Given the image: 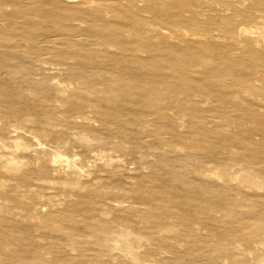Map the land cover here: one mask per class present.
I'll return each mask as SVG.
<instances>
[{"label":"bare ground","instance_id":"bare-ground-1","mask_svg":"<svg viewBox=\"0 0 264 264\" xmlns=\"http://www.w3.org/2000/svg\"><path fill=\"white\" fill-rule=\"evenodd\" d=\"M110 3L113 5L109 6ZM110 8L113 10H109ZM19 28L25 31L40 29L36 34L35 50L29 51L28 56L25 55L32 58L29 60L30 67L27 64L29 61L8 62L20 59L11 52L15 50V46L10 42L13 36H9ZM0 29L5 31L3 35L0 33V53L3 52L0 55V149L5 148V153H8H0V264H29L19 256L14 259L16 253L22 252L33 253L41 259L44 250L41 242L49 240L42 234L40 237L33 235L28 229L20 234L11 230L6 232L1 224L13 222V207L25 211L29 204L27 198L38 205L47 196L33 188L36 186L34 182H50L52 175L62 172L69 178L67 183L70 186L74 184L72 190H76L75 185H81L79 177L83 175V171L79 165L76 166L73 157L58 150V143L63 142L66 136L64 131L55 126L62 116L67 119L84 118L82 116L85 115L77 112L73 115L67 110L60 111L62 106H71L73 109L78 106L77 88H83L84 80L79 81L75 74L74 79L68 80L67 84H64L62 77L54 79L59 74L64 75V72L70 71L71 65L73 66L70 64L66 69L64 66L68 63L50 59L53 54L61 56L55 52V48L64 45L82 46L78 41L82 37L90 42L88 45L83 44L86 48L83 46L82 51H87L86 54L93 58L96 57L94 50L97 49L99 40L119 41L121 50H124L125 42L132 55L137 56L138 52L146 55L138 57L142 64L137 69L146 66V61H150L146 66L148 68L167 67L162 62L164 57L179 53L182 59L172 73L182 75L179 80H173L183 83L179 88L181 92L172 94L169 88L162 91L167 92L177 106L190 104V100L194 104L189 112L184 109L176 111L167 108L165 103L154 101L156 90L151 91L144 97V101L155 110L158 108L159 116L175 118L178 122L183 116L203 121L214 117L222 121L220 129H231L230 136L240 144H254L255 137L264 129V0H0ZM45 48L53 51L48 53ZM52 64H56L54 67L60 66L52 71L55 69ZM210 72L220 78L217 85L207 84ZM97 84L93 82L89 86L100 91L95 86ZM192 86L195 90L189 92ZM106 88L110 91L113 89L109 85ZM116 88L113 90L123 94L129 92L122 84L116 85ZM144 89L138 86L136 91L144 92ZM8 97L17 99L18 107L2 109L8 106ZM160 109L163 111L160 112ZM243 116H249L251 120L235 122V118ZM228 120H232L233 124H228ZM181 125L177 126V131L181 129ZM38 135L48 138L51 136L58 146L52 147L53 151L31 147L28 140L35 142L36 147L43 146ZM218 138L222 141L210 151L211 161L219 163L212 173L221 180L225 191L234 192V195H219V200L227 207L246 209L249 216L263 215L264 160L261 158H264V153L257 150L256 158L259 160H246L243 156L236 155V147L231 143L227 144L225 137ZM257 142L264 144V139ZM113 147L121 149L119 145L113 144ZM121 150L126 151L124 147ZM24 157L30 159L23 161ZM99 161L101 162L100 159ZM8 179L11 183L7 185ZM245 187L253 192L242 194ZM114 189L113 191L117 190ZM85 197L91 199L88 194ZM86 210H89L88 207L79 210L65 208L56 212L33 210L31 213L27 210L29 216L26 215L36 220V224L31 227L33 230L43 228L56 232L64 228L76 233L78 229L65 227L62 223L81 221V230L89 233L90 239H96V244L103 245L111 240L110 246L114 250L143 264L145 258L135 251L132 241V237L141 239L136 232L112 220L114 212L111 214L109 209L98 210L92 207V215ZM241 213L231 210L227 215L233 217L232 221L240 223L236 214ZM210 215L209 236L214 238V218H210ZM262 221L264 224V219ZM199 224L195 225L197 230L204 228ZM162 228L163 231H175V228L169 226ZM241 228L244 231L243 226ZM243 231L239 232L240 235L235 234L239 237L238 240L233 237L225 246L223 257L215 255L207 264H264V226L259 233L247 232V237ZM94 232H97L96 237ZM111 232L115 234L112 235ZM18 239L23 240L24 245ZM171 239L178 244L184 242V238L179 239L176 235ZM39 260L35 264H41ZM151 260H155L154 257ZM190 262L192 261L188 260L185 263Z\"/></svg>","mask_w":264,"mask_h":264},{"label":"rangeland","instance_id":"rangeland-1","mask_svg":"<svg viewBox=\"0 0 264 264\" xmlns=\"http://www.w3.org/2000/svg\"><path fill=\"white\" fill-rule=\"evenodd\" d=\"M111 5L113 3H110L109 6ZM38 30L40 29L25 31L19 28L9 34V36H13L10 42L15 46V50L11 52L15 57L20 58L15 61L10 60L9 63L32 59L25 55L28 56L31 51L35 50ZM4 32L0 29L2 35ZM78 41L82 46L64 45L55 48V52L60 53L61 56L53 54L50 59L68 63L64 66L66 69L70 64H73L70 71L67 72L68 74L66 72L64 75L58 73L59 76L54 79L62 77L64 84H67L68 80L74 79L75 74L79 81L84 80L83 88H77L78 106L74 109L71 106L68 108L62 106L60 111L67 110L73 115L77 112L85 116H82L84 118L75 117V120L72 117L67 119L62 116L61 120L56 121L55 127L58 126V130L64 131L66 136L63 142L58 143L59 146L51 136L48 138L44 135H38L43 146L36 147L35 142L30 140L28 143L31 147L46 151L51 149L53 151L54 146H58L60 152L73 157L74 161L76 160V166L79 165L83 171V175L79 177L81 185H75L76 190H74L75 188L72 190L74 184L70 186L67 183L69 178L62 172L52 175L50 182H34L36 186L33 188L42 191L47 196L38 205L27 198L26 200L30 204H28V208L24 211L13 207L12 210H15L14 212L11 210L14 213L11 214L13 222L8 221L1 224L5 227L6 232L11 230L20 234L25 233L28 229L33 235L40 237L42 234L49 240L41 242L44 247L41 259L30 252L16 253L14 259L19 256L29 264H35V261L39 259L41 264H142L138 263V260L135 262L125 257L119 253V250H114L110 246L112 245L111 240L104 242L103 245L96 244L98 243L96 239H90L89 233L81 230V221L62 223L65 227L78 229L76 233H71L70 230L64 228H60L56 232L47 229L45 231L43 228L33 230L31 227L36 224V220L28 217L29 212L33 213V210L56 212L65 208L79 210L88 207L89 210L86 211L91 214L92 207L98 210L109 209L111 214L114 212L112 220L120 222L122 226L136 232V235L141 238L137 240L132 237V241L135 251L137 250L140 256L145 258L142 261L143 264H186L185 262L188 260L192 261L189 264H207L215 255L219 258L224 256L225 246L230 243L233 237L239 239L235 234L240 235L239 232L243 231L242 226L245 237L249 231L254 234L259 233L264 226L262 221L264 214L249 216L246 209L227 207L219 200V195H234V192L225 191L222 188L221 180L213 175L212 170L219 163L211 161L210 151L218 142L222 141L218 137H225L227 144L231 143L236 147L237 156H243V159L246 160H256L258 159L256 158L257 150L264 153V144L257 142L259 139H264V129H261L259 136L255 137L254 144H240L230 136L231 129L226 131L220 129L219 125L222 121L214 117L203 121L183 116L184 120L182 119L180 122L175 118L161 117L157 114L158 108L155 110L144 101V97L151 91L156 90L154 101L160 104L165 103L167 108L176 111L184 109L189 112L194 104V101L190 100V104L177 106L171 96L162 91L169 88L172 94L181 92L179 88L183 83H178L176 80H179L182 75L172 73L174 68H178V62L182 59L179 53L167 54L164 57L162 62L164 65H168L167 67L148 68L146 66L150 61H146L144 62L146 66L137 69L142 64L138 57L146 55L139 52L137 56L132 55L129 52V45L125 42L124 50H121L119 41L104 42L99 40V45L94 50L96 57L91 58L86 54L87 51H82L90 42L82 37ZM45 50L48 53L53 51L51 48H45ZM27 64L28 67L31 66L30 61ZM51 66L55 68L52 71H55L60 65L54 67L56 64H52ZM170 74L171 77H169ZM173 75L175 76L172 78ZM93 82L98 83L95 86L97 89H101L100 91H95L89 86ZM206 82L209 86H214L220 82V78L210 72ZM103 84L109 85L113 89H117L116 85L122 84L127 87L124 89H129V92L123 94L118 90L110 91ZM138 86L142 90L144 87V92H137ZM194 90V86L189 88V92ZM8 99V106L2 109L18 107L17 99L13 97H8ZM180 99L181 97H179ZM162 111L163 109H160V112ZM78 119H81L83 124ZM240 120L250 121L251 117L235 118V122ZM231 121L228 120V124H233ZM180 124L183 126L181 125V129L179 128L180 130L177 131V126ZM82 137H87V139ZM113 144L119 145L121 149L124 147L126 151L114 148ZM5 152V148L0 149V153L8 154ZM23 159L25 161L30 158L24 157ZM261 160L264 158L262 157ZM262 176L264 178V175ZM52 181H54L53 184ZM9 182L11 183L10 179L6 181V184L8 185ZM89 183L92 185L90 186ZM99 183L102 186H96ZM97 187L101 188L97 189ZM47 189L48 191H46ZM250 192L253 191L245 187L242 194ZM87 194L91 199L85 197ZM231 210L242 212L236 214L240 223L232 221L233 217L227 215ZM209 215L210 218H214L212 220L214 238L209 236ZM198 222L201 224L200 227H204L201 230H197L195 227L196 224H199ZM168 226L175 228V231H163L162 227ZM175 233H179V235ZM96 234L97 232L93 233L95 237ZM111 234L114 235L115 232H111ZM175 235L179 239L184 238V242L176 243L171 239ZM207 239L210 241L208 242ZM18 241L24 245L23 240L18 239ZM14 248L16 249L15 245ZM152 257L155 260H151Z\"/></svg>","mask_w":264,"mask_h":264}]
</instances>
